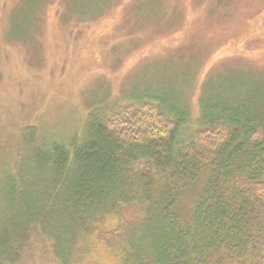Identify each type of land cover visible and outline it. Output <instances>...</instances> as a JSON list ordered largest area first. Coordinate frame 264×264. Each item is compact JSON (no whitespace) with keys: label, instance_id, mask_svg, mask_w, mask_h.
Wrapping results in <instances>:
<instances>
[{"label":"trees","instance_id":"trees-1","mask_svg":"<svg viewBox=\"0 0 264 264\" xmlns=\"http://www.w3.org/2000/svg\"><path fill=\"white\" fill-rule=\"evenodd\" d=\"M128 93L73 133L20 132L0 264H264V116L215 107L192 129L180 95Z\"/></svg>","mask_w":264,"mask_h":264},{"label":"rangeland","instance_id":"rangeland-1","mask_svg":"<svg viewBox=\"0 0 264 264\" xmlns=\"http://www.w3.org/2000/svg\"><path fill=\"white\" fill-rule=\"evenodd\" d=\"M129 91L264 116V0H0V159Z\"/></svg>","mask_w":264,"mask_h":264}]
</instances>
